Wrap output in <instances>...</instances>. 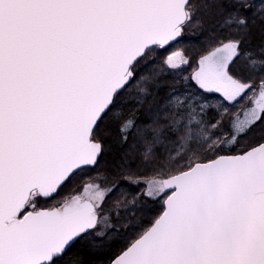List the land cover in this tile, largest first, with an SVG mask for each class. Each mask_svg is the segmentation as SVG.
<instances>
[{
    "label": "snow or ice",
    "instance_id": "snow-or-ice-1",
    "mask_svg": "<svg viewBox=\"0 0 264 264\" xmlns=\"http://www.w3.org/2000/svg\"><path fill=\"white\" fill-rule=\"evenodd\" d=\"M0 264H264V0H0Z\"/></svg>",
    "mask_w": 264,
    "mask_h": 264
}]
</instances>
